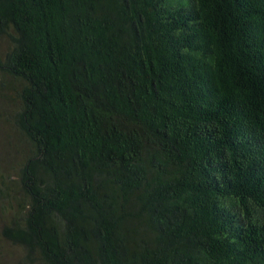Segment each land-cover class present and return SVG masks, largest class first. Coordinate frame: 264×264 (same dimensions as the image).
I'll list each match as a JSON object with an SVG mask.
<instances>
[{"label":"trees","instance_id":"1","mask_svg":"<svg viewBox=\"0 0 264 264\" xmlns=\"http://www.w3.org/2000/svg\"><path fill=\"white\" fill-rule=\"evenodd\" d=\"M3 44L15 264H264V0H0Z\"/></svg>","mask_w":264,"mask_h":264},{"label":"rangeland","instance_id":"2","mask_svg":"<svg viewBox=\"0 0 264 264\" xmlns=\"http://www.w3.org/2000/svg\"><path fill=\"white\" fill-rule=\"evenodd\" d=\"M0 52L3 57L7 52L6 44L1 46ZM7 95H10L8 91L2 93V90H0V229L10 218L8 213L9 204L1 194L5 193L7 184L13 189L11 181L16 180V170L22 162L23 157L19 136L16 135L12 125L7 124V121H5L9 112L14 110L13 104L6 100ZM0 255V261L3 264H15L21 257L19 249L10 247L1 241Z\"/></svg>","mask_w":264,"mask_h":264}]
</instances>
